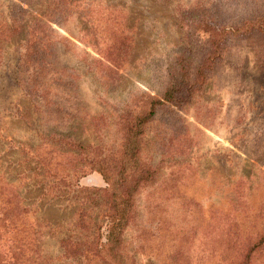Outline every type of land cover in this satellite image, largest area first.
I'll return each mask as SVG.
<instances>
[{"label": "rangeland", "instance_id": "1", "mask_svg": "<svg viewBox=\"0 0 264 264\" xmlns=\"http://www.w3.org/2000/svg\"><path fill=\"white\" fill-rule=\"evenodd\" d=\"M259 20L264 0H0V264H112L97 165L117 174L151 103L124 263L264 264Z\"/></svg>", "mask_w": 264, "mask_h": 264}, {"label": "trees", "instance_id": "2", "mask_svg": "<svg viewBox=\"0 0 264 264\" xmlns=\"http://www.w3.org/2000/svg\"><path fill=\"white\" fill-rule=\"evenodd\" d=\"M254 23L258 27L264 26V20H259ZM254 23L253 25H255ZM249 25L252 26V22H250ZM177 91V82L175 80L168 85L161 99L154 100V104L156 103V105H159L164 101L173 104L178 103L179 98L175 94ZM152 105L153 104L151 103V108L147 113L135 117V120H133L130 125L128 133L130 132V136L133 140L126 136V140L122 147L121 166L117 174L113 173L112 170L105 164H101L99 162L97 165V170L102 174L105 182L107 183L106 189L103 190V196L105 197L107 204V210L105 213L107 233L105 242L98 245L97 253L99 252L112 264H126L124 263V259L118 249L121 243L122 231L128 225L130 220L133 207V191H135L138 185V182L132 183L129 181L128 177L130 176L131 178L133 175L131 172H134L135 170L140 171L141 174L149 172L152 173L148 167L145 166L146 169H144V165L142 164L141 166L139 164L138 157L135 152L132 151L134 146L137 144L135 136L139 132L140 127L154 114V110L152 109L154 106ZM6 220L10 221L12 228H16L9 217H0V227H4L3 223ZM255 239L256 240L252 243L254 246L251 245L253 248L260 247V245L264 244V229L260 235L258 234L256 236ZM74 245V243H71V246L68 244L64 246L69 249Z\"/></svg>", "mask_w": 264, "mask_h": 264}]
</instances>
